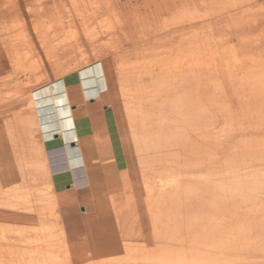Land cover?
Returning <instances> with one entry per match:
<instances>
[{
  "label": "rangeland",
  "instance_id": "obj_1",
  "mask_svg": "<svg viewBox=\"0 0 264 264\" xmlns=\"http://www.w3.org/2000/svg\"><path fill=\"white\" fill-rule=\"evenodd\" d=\"M62 79L77 84L83 100L105 92L124 168L109 165L103 137H95L102 155L86 165L92 141L74 138ZM55 137L66 166L81 169L62 190L45 151ZM172 173L182 180L179 197L191 202L188 215L264 220V0H0V264H159L141 256L156 247L187 251L195 235L183 233L177 244L146 215L140 179L157 195L160 176ZM224 257L230 262L218 264H264L261 250Z\"/></svg>",
  "mask_w": 264,
  "mask_h": 264
},
{
  "label": "bare ground",
  "instance_id": "obj_2",
  "mask_svg": "<svg viewBox=\"0 0 264 264\" xmlns=\"http://www.w3.org/2000/svg\"><path fill=\"white\" fill-rule=\"evenodd\" d=\"M178 127V126H177ZM170 132V134L171 133H173V131H171V130H167L166 129V131H165V133L166 132ZM179 131H181V130H179ZM179 131H175L174 130V133L173 134H175L176 132H178L179 133ZM163 132H164V130H163ZM185 132V131H184ZM161 134V133H160ZM160 134H159V136H160ZM185 133H183V135H184ZM183 135H182V137H183ZM159 136H157V137H155V138H157V140L159 139ZM162 136V135H161ZM161 136H160V138H161ZM167 136V135H166ZM171 137V136H170ZM170 137H169V139H170ZM173 138H174V135L172 136ZM181 137V138H182ZM180 138V137H179ZM179 138L177 139V141L179 142V144H180V141H181V143H182V141L183 142H185L184 140H181V138H180V140H179ZM164 139H167V138H164ZM184 139V138H183ZM154 140H156V139H154ZM154 140H151V141H153L154 142ZM156 140V141H157ZM159 140H161V139H159ZM159 140H158V142H159ZM168 140V139H167ZM171 140H172V138H171ZM174 140V139H173ZM172 140V141H173ZM139 141V140H138ZM141 141H142V144H141ZM141 141H139V142H137L138 143V145H142L143 146V148H144V145H145V141L144 140H141ZM145 143H144V142ZM155 141V142H156ZM147 142H148V140H147ZM163 142V141H162ZM165 142H167V141H164L162 144H161V142H159V144H161L160 146H163L164 147V145L163 144H165ZM169 142V141H168ZM170 143H171V141H170ZM144 144V145H143ZM151 144H152V142H151ZM168 144V143H167ZM172 144V147L170 148V146H169V148L170 149H172L173 148V145H174V141L171 143ZM178 144V146H180ZM141 145H140V147H141ZM166 145V144H165ZM147 146H150V144L148 143L147 144ZM153 146H154V144H153ZM158 146V145H157ZM128 147V146H127ZM140 147H138V148H140ZM151 147H152V145H151ZM156 147V146H155ZM168 147V145L166 146V149H168L167 148ZM181 147V146H180ZM137 148V147H136ZM137 148V149H138ZM148 148V147H147ZM146 148V149H147ZM155 149H157V148H155ZM155 149H153V150H155ZM161 149H163V148H161ZM165 149V150H166ZM148 150H152L151 148L149 149L148 148ZM147 150V151H148ZM159 150V149H158ZM157 150V151H158ZM169 150V149H168ZM180 150V149H179ZM156 151V150H155ZM161 152H162V150H160ZM159 151V152H160ZM164 151V150H163ZM170 151H172V150H170ZM141 152H142V150H141ZM146 152V151H145ZM168 151H165V153H167ZM178 152V151H177ZM181 152H182V150H181ZM185 152H187V151H185ZM178 154H180V151L178 152ZM177 154V155H178ZM182 154H184V152H182ZM182 154H180L181 155V157H182ZM188 154V153H187ZM188 156V155H187ZM172 158H174V157H172ZM177 158V157H176ZM182 159V158H181ZM176 160H180V157H179V159H176ZM183 160V159H182ZM185 160V159H184ZM189 160V159H188ZM178 162V161H177ZM181 162V161H180ZM179 162V163H180ZM184 162V161H183ZM197 163H198V161H197ZM186 164H188V163H186ZM183 166V165H182ZM195 168V167H194ZM177 169V168H176ZM179 170H180V168H178ZM171 170V169H170ZM184 170H187V169H184ZM218 170V169H217ZM163 171H165V170H163ZM167 171V170H166ZM172 171V170H171ZM183 171V170H182ZM188 171H190V168H189V170ZM192 171V170H191ZM173 172V171H172ZM215 172V171H214ZM226 172H228V171H226ZM234 172H236V171H234ZM236 173H234L233 174V176L235 175ZM143 175V174H142ZM147 175V174H146ZM232 175V174H231ZM237 175V174H236ZM150 175L148 174V177H149ZM238 176V175H237ZM185 177V176H184ZM218 177V176H217ZM216 177V178H217ZM222 177V176H221ZM256 181H258V180H264L263 178L262 179H256V178H259V177H254V175L252 176ZM141 178V177H140ZM154 178V177H153ZM207 178H209V177H207ZM211 178H212V176H211ZM210 178V179H211ZM213 180H215V177L213 176ZM226 178H227V176H226ZM225 178V179H226ZM231 179L232 178V176H228V178L227 179ZM253 178H251V182L254 180ZM142 179H143V177H142ZM159 179V178H158ZM188 179V178H187ZM217 179H222V178H217ZM229 179V180H230ZM198 180V179H197ZM207 180V182H210L211 184H212V180H208V179H206ZM181 178H180V175H176V174H174L173 175V173H172V176H169V175H167V176H165V177H163L162 176V178H161V176H160V179H159V181H158V186L160 185V187H162V189L160 190V192L157 194V192H156V194L157 195H155V194H152V193H149V192H147V190H148V181L147 180H144L143 179V181H141V179H140V182H144V187H145V195H146V203H145V205L147 204V210H148V212L149 213H147V211H146V215L147 214H149L150 215V218H153L152 220H154V222H153V225H152V228L154 229V232H157L158 234H163V235H167L168 234V232L170 233V231L172 232V235H173V237H174V241H177L176 243L177 244H182V242H183V237H181L180 235H182L183 233H192L193 235H195V238H193L192 240L190 239V241L188 242V250L187 251H181V252H179V251H177V252H172L171 251V249H169L167 246V248H165V247H163V248H161V247H159V249L157 250V247L155 248V250H156V252L153 254V255H150V256H141V257H143L145 260H149V259H151V260H154V261H156V262H158L159 264L160 263H169V264H194V263H198L199 261H202V262H204V263H210V264H218V263H220V262H230V259H228L227 257H224L223 258V253H225V254H231L233 251H243V250H249V249H252V250H261V251H264V220L262 221L261 219H260V221H262V222H256V221H253L252 219H247V217L245 218V217H243V218H241V216H243V215H238L237 213H233L232 214V212H231V215L230 214H223L222 212V214H214V215H211V214H207L206 212L203 214L202 213V215L201 214H192L191 213V215H188L189 213V210H187L188 208H190V205H191V202H190V204H188V205H186L185 206V204L183 203V201L181 200L182 199V197H183V190L181 191L180 190V188H181ZM226 182L228 181V180H225ZM240 181V180H239ZM242 181V180H241ZM244 181V180H243ZM249 180H248V183L250 182ZM256 181H254V182H256ZM260 181V182H261ZM151 182V181H150ZM155 182V180L153 181V183ZM157 182V181H156ZM188 182V181H187ZM216 182H217V180H216ZM216 182H214V184L216 183ZM184 183H185V181H184ZM190 183V182H189ZM193 183V182H192ZM219 184H220V182H218ZM231 183V182H230ZM237 183V182H236ZM236 183H234V184H236ZM246 183H247V181H246ZM245 183V184H246ZM253 183V182H252ZM155 184V183H154ZM156 184V185H157ZM226 184V183H225ZM232 185H234L233 183H231ZM243 185L241 182H239V183H237V186H240V185ZM251 184V183H250ZM255 184V183H254ZM262 184V182L260 183V185ZM142 185V184H141ZM141 185H139V186H141ZM192 185V184H191ZM194 185V184H193ZM226 185H229L230 186V184H228V182H227V184ZM231 185V186H232ZM249 185V184H248ZM78 186H79V184H78ZM158 186H155V187H157L158 188ZM180 186V187H179ZM183 184H182V188H183ZM218 185L216 184V187H217ZM244 186V185H243ZM247 186V185H246ZM252 186V188H253V186H256L257 187V185L255 184V185H251ZM213 187V185H211V188ZM221 187H222V184H221ZM249 187V186H248ZM260 187V186H259ZM150 188V187H149ZM218 188V187H217ZM226 188V187H225ZM230 188H232V187H230ZM229 187L228 188H226V189H230ZM235 188H236V186H235ZM238 188V187H237ZM247 188V187H246ZM138 189V188H137ZM183 189H185V188H183ZM195 189V192H197L196 191V188H194ZM209 189V187L206 189V191ZM213 189H215V188H213ZM219 189H220V186H219ZM222 189V188H221ZM220 189V192L222 191ZM241 189V188H240ZM249 189V188H248ZM51 190V189H50ZM52 190H53V188H52ZM51 190V191H52ZM121 190V189H120ZM151 190V189H150ZM152 190H153V188H152ZM151 190V191H152ZM210 190V189H209ZM208 190V191H209ZM224 190V189H223ZM233 192L235 191L236 192V190H234V187H233ZM238 190V189H237ZM243 190V189H242ZM241 190V191H242ZM247 190V189H246ZM250 190H251V188H250ZM44 191V190H43ZM43 191H42V193H43ZM138 191V190H137ZM189 191V190H188ZM191 192H193L192 191V189L190 190ZM205 191V192H206ZM224 191H226V190H224ZM224 191H222V193H227V192H224ZM240 191V190H239ZM240 191V192H241ZM253 191V190H252ZM251 191V192H252ZM48 192V191H47ZM195 192H193V193H195ZM200 192V191H199ZM204 192V191H203ZM203 192H201L200 193V195H203L202 193ZM204 192V193H205ZM213 192H214V190H213ZM216 192H218L219 193V191L218 190H216L215 191V193ZM228 192L230 193V190H228ZM244 193H248L249 192V194H250V191H246L245 192V189H244V191H243ZM254 192V191H253ZM42 193H40V194H42ZM44 193H46V192H44ZM48 193H50V192H48ZM155 193V192H154ZM212 193V192H211ZM229 193H228V195H229ZM232 193V192H231ZM238 193V191L236 192V194ZM244 193H241V194H244ZM188 194V193H187ZM191 193L189 192V195H190ZM197 194H199L198 192L196 193V194H193V199H192V197H189L190 199H191V201L193 200H195L194 199V195H195V197H196V200H197V198L199 199V197L198 196H196ZM214 194V193H213ZM221 194V193H220ZM233 194H235V193H233ZM240 194V193H239ZM241 194H240V197H241ZM45 195V194H44ZM47 195H49V194H47ZM53 196L55 195V194H52ZM51 194H50V196H52ZM67 196L69 195V194H66ZM180 195H182V197L180 198L179 196ZM199 195V196H200ZM209 195H211V194H209ZM216 195V194H215ZM227 195V194H226ZM244 195H246V194H244ZM248 195V194H247ZM252 194H250V196H251ZM15 196V195H14ZM42 196V195H41ZM185 196V199H186V194L184 195ZM191 196H192V194H191ZM205 196H206V194H205ZM217 196V195H216ZM231 196V195H230ZM21 197V196H20ZM26 196H24L23 198H25ZM66 197V196H65ZM71 198H72V196H70ZM188 197V196H187ZM201 197V196H200ZM204 197V196H203ZM208 197V196H207ZM210 197V196H209ZM243 197V196H242ZM241 197V198H242ZM246 196H244L243 197V199L245 198ZM247 197H249V196H247ZM45 198V197H44ZM202 198V197H201ZM212 198H214L215 199V197H212ZM235 198V197H234ZM241 198H240V200H241ZM251 198V197H250ZM12 199L13 198H11L10 200H11V202H13V201H15V199H13V201H12ZM47 199H50V198H47ZM46 199V200H47ZM144 199V198H143ZM190 199H186V201L188 200H190ZM217 199V198H216ZM237 199V198H236ZM9 200V201H10ZM28 200V199H27ZM57 200V199H56ZM70 200H72L73 201V199H70ZM184 200V199H183ZM209 199H207V201H208ZM211 200V199H210ZM219 200H220V198H219ZM218 200V201H219ZM248 200V199H247ZM246 200V201H247ZM2 201V200H1ZM41 201V200H40ZM44 201V200H43ZM59 201V200H58ZM63 201V200H62ZM141 201V200H140ZM186 201H184L185 203H186ZM187 201V203H189ZM192 201V202H193ZM199 201V200H198ZM201 201V200H200ZM236 201V200H235ZM238 201V200H237ZM242 201V200H241ZM31 202V201H30ZM36 202V201H35ZM44 202H46V201H44ZM44 202H43V204H44ZM47 202H49V201H47ZM142 202H144V200L142 201ZM141 202V203H142ZM196 202V201H195ZM209 202V201H208ZM245 202V201H244ZM254 202V201H253ZM253 202H250V203H253ZM14 203V202H13ZM25 203V202H24ZM56 203V202H55ZM140 203V204H141ZM197 203V202H196ZM232 203V202H231ZM238 204H239V202H237ZM2 204H4V203H2ZM9 204V203H8ZM11 204V203H10ZM32 204V203H31ZM36 204H38V201H37V203ZM40 204V203H39ZM49 204H50V202H49ZM144 204V203H143ZM193 205H195L194 204V202L192 203ZM198 204H201L200 202H198L197 203V208L199 207L198 206ZM247 204V203H246ZM245 204V205H246ZM249 204V203H248ZM264 203H262V205H263ZM1 205V204H0ZM12 205V204H11ZM10 205V206H11ZM33 205V204H32ZM45 205V204H44ZM44 205H41V206H43V207H45ZM56 205V204H55ZM145 205H144V208H145ZM170 205L172 206V207H170ZM192 205V206H193ZM203 204H201V206H202ZM207 205V204H206ZM235 205V204H234ZM9 205H7V206H5V207H8V208H6V210H9V207H10ZM13 206V205H12ZM24 206V205H23ZM35 206H37V205H35ZM188 206V207H187ZM208 206V205H207ZM210 206H212V205H210ZM248 206V205H247ZM14 208H15V204H14V206H13ZM38 207H40V205L38 206ZM52 207V206H51ZM194 207H196V206H194ZM202 207H205V206H202ZM202 207H200V208H202ZM213 207V206H212ZM233 207V206H232ZM232 207H231V209H232ZM236 207H238L237 205L235 206V208ZM256 207V206H255ZM42 208V207H41ZM46 208H47V205H46ZM45 208V209H46ZM54 209L56 208L55 206L53 207ZM143 208V207H142ZM187 208V209H186ZM199 208V209H200ZM206 208H208L209 209V206L208 207H206ZM205 208V209H206ZM218 208V207H217ZM252 208H254V207H252L251 206V208L250 209H252ZM16 209V208H15ZM24 209V208H23ZM30 209V208H29ZM32 209H34L35 210V208L33 207ZM103 209V208H102ZM234 209V208H233ZM263 209H264V207H263ZM1 210V209H0ZM4 210V209H3ZM34 210H33V212H34ZM37 210V209H36ZM39 210H40V208H39ZM41 210H43V209H41ZM48 210V209H47ZM52 210V209H51ZM145 210H146V208H145ZM186 210L188 211V212H186ZM190 210H191V208H190ZM193 210V209H192ZM211 210H214V209H211ZM216 210H218V209H216ZM220 210H221V207H220ZM223 210V209H222ZM256 211L258 210V209H255ZM2 211V210H1ZM19 211V210H18ZM44 211V210H43ZM54 211V210H53ZM172 211V214L170 213ZM194 211V210H193ZM196 212H197V209L195 210ZM202 211H204V210H202ZM206 211H207V209H206ZM209 211V210H208ZM235 211V209L233 210V212ZM22 212V211H21ZM42 212V211H41ZM40 212V213H41ZM142 212H144V211H142ZM212 212V211H211ZM214 212V211H213ZM218 212V211H217ZM250 212V211H249ZM258 212V211H257ZM261 212V211H260ZM5 213V212H4ZM12 213H14V212H12ZM43 213V212H42ZM48 212H46V214H47ZM199 213V212H198ZM1 214H2V212H1ZM34 214H36V213H34ZM249 214V213H248ZM254 214H256V213H254ZM16 215H18V214H16ZM41 215V214H40ZM52 215V214H51ZM104 215V214H103ZM107 215V214H106ZM250 215V214H249ZM12 216V215H11ZM25 216V215H24ZM26 216H28V217H30L31 216V214H30V216L29 215H26ZM33 216H35V215H33L32 214V216L31 217H33ZM47 216H49V213H48V215ZM47 216H46V218H47ZM56 216V215H55ZM91 216V215H90ZM252 216H254V215H252ZM251 216V217H252ZM257 216V215H256ZM255 216V217H256ZM258 216H259V214H258ZM263 217H264V215H262ZM19 217H22V216H20L19 215ZM31 217H30V219H31ZM45 217V216H44ZM53 217V216H52ZM249 217V216H248ZM1 218H3V217H1ZM5 218V217H4ZM3 218V219H4ZM7 218V217H6ZM23 218V217H22ZM35 218V217H34ZM39 218V217H38ZM45 218V219H46ZM91 218V217H90ZM93 218V217H92ZM257 218V217H256ZM254 219V218H253ZM264 219V218H263ZM150 220V219H149ZM257 220V219H256ZM258 221V220H257ZM3 222V221H2ZM30 222V221H29ZM8 223V222H7ZM11 223V222H10ZM31 223V222H30ZM56 223V222H55ZM5 224H6V222H5ZM17 224H19V223H17ZM27 224H28V222H27ZM14 225V224H13ZM36 225V224H35ZM59 225V224H58ZM10 226V225H9ZM19 226V225H18ZM39 226V225H38ZM54 226V225H53ZM172 227V228H171ZM5 228V227H4ZM9 227H7L6 229H8ZM157 228H159L158 230H156L155 231V229H157ZM10 229V228H9ZM8 229V230H9ZM171 229V230H170ZM170 230V231H169ZM48 232H50L49 230H47ZM60 231V230H59ZM28 232V231H27ZM30 232V231H29ZM25 233V232H24ZM30 233H32V232H30ZM54 233V232H53ZM53 233H51V234H53ZM62 233V232H61ZM29 234V233H28ZM157 234V235H158ZM23 235V234H22ZM189 235V234H188ZM27 236V235H26ZM30 236V235H29ZM53 236H54V234H53ZM52 236V237H53ZM183 236V235H182ZM199 238H198V237ZM56 239V238H55ZM57 240V239H56ZM48 241H49V238H48ZM52 241H53V239H52ZM55 241V240H54ZM166 241V240H165ZM43 242V241H42ZM44 242H46V241H44ZM43 242V243H44ZM163 242V241H162ZM169 242V241H168ZM172 242H173V240H172ZM35 243V242H34ZM39 243V242H38ZM175 243V242H174ZM183 243H185V242H183ZM123 244V243H122ZM165 244V243H164ZM172 244V243H171ZM51 245V244H50ZM166 245V244H165ZM176 245V244H175ZM122 246V245H121ZM125 246H126V243H125ZM124 246V247H125ZM35 247V246H34ZM127 248V247H126ZM128 248H130L129 247V245H128ZM196 248H199V249H201V250H203L204 251V253L205 254H203V255H201V256H198V255H196V253L193 251V249H196ZM121 249V248H120ZM119 249V250H120ZM122 249H125V248H123L122 247ZM128 250V249H127ZM127 250H125V252H127ZM198 250V249H197ZM114 251V250H113ZM119 252V251H118ZM133 253V252H132ZM126 254V256L128 255V256H130V257H132V256H134V254ZM148 253V252H147ZM238 254H239V252H237ZM111 254V253H110ZM105 255V254H104ZM148 255H149V253H148ZM61 256V255H60ZM123 256V255H122ZM83 257V256H82ZM112 258V257H111ZM136 258H138V255H137V257ZM104 259V258H103ZM138 259H140V257L138 258ZM105 260V259H104ZM113 260V259H112ZM134 260H136V259H134ZM64 261V260H63ZM66 261V260H65ZM147 261H146V263H147ZM51 262H52V260H51ZM59 262V261H58ZM109 262V261H108ZM124 262V261H123ZM33 263V262H32ZM125 263V262H124ZM128 263V262H127ZM132 263H135V262H132ZM50 264V263H49ZM61 264V263H60ZM121 264V263H120Z\"/></svg>",
  "mask_w": 264,
  "mask_h": 264
},
{
  "label": "crops",
  "instance_id": "obj_3",
  "mask_svg": "<svg viewBox=\"0 0 264 264\" xmlns=\"http://www.w3.org/2000/svg\"><path fill=\"white\" fill-rule=\"evenodd\" d=\"M60 83L63 89H66V103L67 100L70 101L74 114V138L77 135L81 140L85 141L87 137H90L92 141L91 149L87 151L86 165H91L92 159L101 156V149L107 146V153L111 156L109 165H114L117 170L124 168L126 161L116 138L114 129L115 117L103 101L105 92H102L98 98H87L83 100L79 95L77 84L71 85L69 80L66 79H62ZM95 137H103L106 146H101V143L95 140ZM62 148V142L58 137L45 143L47 159L51 166V179L54 188L57 190H62V188L67 189V184L69 183L70 186L72 179L74 181V178L69 176L71 174L70 172H72L71 175L73 176V173L81 170L79 168L73 172L66 166Z\"/></svg>",
  "mask_w": 264,
  "mask_h": 264
}]
</instances>
